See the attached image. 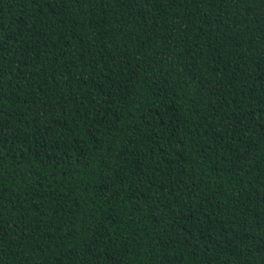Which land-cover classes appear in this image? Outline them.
<instances>
[{
    "label": "trees",
    "instance_id": "1",
    "mask_svg": "<svg viewBox=\"0 0 264 264\" xmlns=\"http://www.w3.org/2000/svg\"><path fill=\"white\" fill-rule=\"evenodd\" d=\"M0 264H264V0H0Z\"/></svg>",
    "mask_w": 264,
    "mask_h": 264
}]
</instances>
